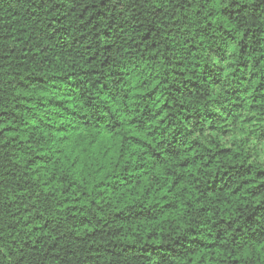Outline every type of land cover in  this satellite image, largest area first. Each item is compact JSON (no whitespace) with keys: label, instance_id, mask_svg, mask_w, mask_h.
<instances>
[{"label":"trees","instance_id":"trees-1","mask_svg":"<svg viewBox=\"0 0 264 264\" xmlns=\"http://www.w3.org/2000/svg\"><path fill=\"white\" fill-rule=\"evenodd\" d=\"M0 264H264V0H0Z\"/></svg>","mask_w":264,"mask_h":264}]
</instances>
